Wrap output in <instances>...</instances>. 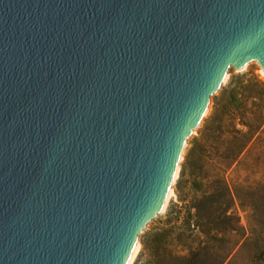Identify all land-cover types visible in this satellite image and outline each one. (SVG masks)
Here are the masks:
<instances>
[{
    "label": "water",
    "instance_id": "water-1",
    "mask_svg": "<svg viewBox=\"0 0 264 264\" xmlns=\"http://www.w3.org/2000/svg\"><path fill=\"white\" fill-rule=\"evenodd\" d=\"M251 59L264 0H0V264H124Z\"/></svg>",
    "mask_w": 264,
    "mask_h": 264
},
{
    "label": "rangeland",
    "instance_id": "rangeland-1",
    "mask_svg": "<svg viewBox=\"0 0 264 264\" xmlns=\"http://www.w3.org/2000/svg\"><path fill=\"white\" fill-rule=\"evenodd\" d=\"M258 81L264 83V77L260 74L259 61L253 60L245 72L237 71L212 95L209 102V113L198 123L191 136L186 138V148L180 165L179 178L174 186V196L166 211L157 214L143 229L139 236L141 250L134 264L195 263V256L188 252L189 249L196 248L199 241L177 238L172 230L177 214L173 213L172 216L169 214L175 210L176 205L182 207L184 201L191 206L193 214L196 213V206L203 200V196L208 193L214 181L211 174L201 170L203 152H207L208 149L212 152L211 148L215 146L214 141L220 135L217 129L221 126L220 121L223 122L222 130L225 132H231L233 127L242 129L241 124L245 120H250L251 113L258 110L256 108L258 105L264 103L262 96L245 95L242 97L238 95L264 94L263 87L258 86L257 92H236L240 87L247 90L254 88ZM231 94H234L238 103L241 104L238 111L233 110L234 96ZM217 104H220L219 112L214 117ZM229 112L231 116L228 115ZM224 113L227 115L223 117ZM230 118L233 120L229 121ZM230 122H232V128ZM190 153L191 165L185 172V178L179 184L186 157ZM232 177L234 184L242 186V189H239L242 203L237 201L232 211L239 218V222L235 224L242 230V234L246 232V239L249 237L251 239H247L242 248L240 245L226 264H264V167H260L259 162L247 161L242 170ZM142 242L146 244L145 248Z\"/></svg>",
    "mask_w": 264,
    "mask_h": 264
},
{
    "label": "trees",
    "instance_id": "trees-1",
    "mask_svg": "<svg viewBox=\"0 0 264 264\" xmlns=\"http://www.w3.org/2000/svg\"><path fill=\"white\" fill-rule=\"evenodd\" d=\"M258 86L264 90V83L258 81L254 88L247 90L240 87L236 92H257ZM238 95H257L264 98V94ZM233 99V110H240L241 104L235 96ZM219 106L220 104L216 105L214 117L219 112ZM256 108L258 110L251 113V119L241 124L242 129L233 127L231 132H225L222 130L223 122L220 121L221 126L217 128L220 135L214 141L216 148L214 146L211 148L212 152L208 149L202 155L201 170L211 174L214 181L203 200L196 206V213L193 214L191 206L184 201L182 207L176 205L175 210L169 214H177L172 229L177 238L199 241L197 247L189 249L188 252L195 256L194 264H226L236 249L240 245L242 248L247 239H251H246V232L242 234V230L235 224L239 222V218L232 211L237 201L242 203L239 194L242 186L234 184L232 176L237 175L247 161L259 162L260 167H264L261 166L264 164V103ZM226 115L227 113H224L223 117ZM228 115L231 116V112ZM232 120L233 118L229 119ZM230 127L232 128V122ZM190 165L191 153L186 157L179 184L185 178V172ZM180 222L182 223L179 225ZM142 245L146 247L144 242Z\"/></svg>",
    "mask_w": 264,
    "mask_h": 264
},
{
    "label": "bare ground",
    "instance_id": "bare-ground-1",
    "mask_svg": "<svg viewBox=\"0 0 264 264\" xmlns=\"http://www.w3.org/2000/svg\"><path fill=\"white\" fill-rule=\"evenodd\" d=\"M252 62H253V59H251L241 69H239L238 72H245L248 69V67H250V64ZM260 74L264 77V65L262 63H260ZM227 80L224 83H226ZM209 102L206 104V106H205V108H204V110L202 112L201 118L199 119L198 123L209 113ZM185 148H186V139L184 140V142L182 144V147H181L180 153L178 155L176 164L174 166V170L172 172V175H171L167 190H166L165 195L163 197V200H162V202L160 204L159 213H163V212L166 211L171 199L174 196V186L176 185V182H177V180L179 178L180 165H181V162L183 160V155H184V152H185ZM140 250H141V245H140L139 239H137L135 241V243L133 244V246H132V248H131V250H130V252L128 254V257H127V259H126L124 264H134L136 259H137V257H138V255H139V253H140Z\"/></svg>",
    "mask_w": 264,
    "mask_h": 264
}]
</instances>
